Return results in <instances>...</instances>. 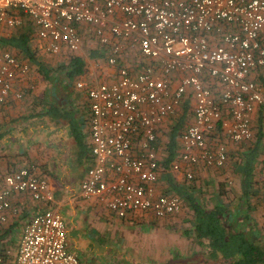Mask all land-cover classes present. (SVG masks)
<instances>
[{"label":"built area","instance_id":"2783aa9c","mask_svg":"<svg viewBox=\"0 0 264 264\" xmlns=\"http://www.w3.org/2000/svg\"><path fill=\"white\" fill-rule=\"evenodd\" d=\"M25 18L42 49L54 55L79 51L82 30L111 66L124 61L129 50L139 54L138 61L120 64L111 82H76L86 87L89 99L93 157L79 193L96 198L112 214L161 218L181 209L179 195L156 192L160 158L155 144L158 126L187 88L194 98L193 121L179 133L172 170H181V163L222 166L226 145L209 136L254 140L252 116L256 108L264 109V87L252 77L264 70V0H0V25L12 30ZM29 70L27 60L0 49V104ZM175 73L180 77L172 87ZM14 95L22 93L16 89ZM182 172L185 179L193 178L189 168ZM14 192L46 206L24 223L13 264H82L68 248L66 222L51 205L47 180L31 166L0 177V224ZM6 253L0 264H9Z\"/></svg>","mask_w":264,"mask_h":264},{"label":"crops","instance_id":"0c3cea01","mask_svg":"<svg viewBox=\"0 0 264 264\" xmlns=\"http://www.w3.org/2000/svg\"><path fill=\"white\" fill-rule=\"evenodd\" d=\"M33 36L34 40H37L34 33ZM89 39L96 43L92 51L95 49L101 52L97 42ZM127 53L128 59L120 60L113 66L106 62L104 54L101 56L87 54L88 57L93 58L92 60L105 59L102 61L105 66L102 65L96 72L89 70L87 72L84 61L82 74L72 81L64 75L65 79L62 83L32 81L36 78L40 80L42 75L28 61L31 64L29 72L14 84L10 96L0 104V177L17 168L31 166L35 175L47 180L53 194L51 205L60 210L66 222L68 248L79 255L82 264H210L204 259V250L193 239L191 210L188 207L189 226H185V223H181L179 213L158 218L151 213L135 212L125 217H118L96 198L80 196L79 183L87 168L93 164V157L88 126L89 99L86 87H78L76 82L83 81L88 86H94L100 82L115 80L120 64L139 60V54L135 50H129ZM69 56L70 54H66L65 57ZM259 71L264 72V70ZM256 74L258 71L253 72L252 77L264 87V74L258 75L257 78ZM202 75L207 84L215 85L212 77L207 76L206 73ZM179 77L180 74H173L172 87L178 82ZM16 89L21 91V97L14 95ZM186 93L192 95L190 88L184 92L183 100L181 99L175 111L165 118L157 129L159 135L164 134L166 138L164 140L160 138L162 135L159 136L155 144L157 153L158 149L163 151V157L159 160V178L155 185L157 193H163L165 187L162 183H167L166 174L169 172H177L183 176L182 170L189 168L194 173L193 170L200 166V164L181 163V170L174 171L170 167L172 160L168 166L162 164L168 155L166 141L170 127L173 125L171 123L176 121L174 123L176 124L185 120L187 112L184 105L188 103ZM191 97L194 101L193 95ZM68 108L72 111L70 118L64 113ZM178 113L180 120H176ZM192 121L193 115L188 124ZM186 125L187 123L183 128ZM251 125L255 133L262 131L261 133L264 134L263 108H256ZM183 128L181 125L180 131ZM211 137L209 136V141ZM215 138L221 139L222 136ZM215 138L211 141H215ZM233 142L229 144L226 161L219 166L220 175L209 174V177L202 180L205 182L196 186L203 195L202 199L206 198V202L209 199L208 204H213L216 201L212 198L216 187L212 185L218 178L223 181L225 188L221 198L234 213L235 226L251 230L264 240V196L261 194L264 187L254 196L245 197L246 202L243 201L240 181L241 161L249 150V144ZM176 151L177 153L179 151V136L176 139L174 152L177 156ZM254 165L255 169L259 170L254 177L258 182L254 187L264 186L262 150L258 152ZM174 182L181 183L175 180ZM209 186L211 187L207 188ZM196 190L195 188L194 191ZM9 201L10 207L6 210V219L0 224V250L4 249L10 253L14 245H18L24 223L46 204L35 201L22 192L12 193ZM243 213L244 217L241 215Z\"/></svg>","mask_w":264,"mask_h":264},{"label":"trees","instance_id":"16d2710c","mask_svg":"<svg viewBox=\"0 0 264 264\" xmlns=\"http://www.w3.org/2000/svg\"><path fill=\"white\" fill-rule=\"evenodd\" d=\"M34 31L35 29L32 23L25 19L19 27L12 29L11 34L0 36V49L6 48L13 50L20 59L27 60L35 66L36 70L44 79L54 82L58 77L54 76V79L52 78V73L49 69L50 66L39 59L36 50L31 45L34 39ZM90 54L101 56L104 53L94 50ZM58 69V72L63 74V77L65 75L69 80H72L84 71V60L79 55L71 54L67 63L60 64ZM64 113L70 118L72 111L68 108ZM72 127L74 130L73 123ZM180 129V121L170 127L166 141L168 155L162 162L164 165L168 166L169 162L176 158L174 152ZM261 132L258 131L255 133V139L248 143L249 150L245 153L241 161L240 181L243 189L242 194L244 195L243 201L245 202V197L254 196V194L264 187H254V184L257 182L254 177L259 172V170L255 169L254 162L256 161L258 152H261V150L263 152L264 134ZM166 179L170 191H172L171 193L179 195L184 205L191 210L190 223L193 239L204 250L203 256L206 262L209 261L210 264H264V240L255 232H251V230L235 226L233 221L234 213H232L221 198V194L225 188L223 181L219 180L216 187V194L214 193L212 196L216 201L213 204H208L205 200L206 198L202 199V194L196 184L186 181L175 183L171 176ZM192 179L186 180L191 181ZM195 188L197 189L196 192L194 191ZM261 194L264 196V190ZM241 215L242 217L245 216L244 213ZM1 254L7 255L4 249L0 250ZM9 258V264H13V257L9 256Z\"/></svg>","mask_w":264,"mask_h":264},{"label":"rangeland","instance_id":"374dc122","mask_svg":"<svg viewBox=\"0 0 264 264\" xmlns=\"http://www.w3.org/2000/svg\"><path fill=\"white\" fill-rule=\"evenodd\" d=\"M11 32H12L11 29H7V28H4V27L0 26V36H7V35L11 34ZM82 33H83V42H82L81 49L79 51H76V52L61 51L57 55H52L49 52H45L42 49L41 42L38 39L37 40H34V39L32 40L31 45L36 50V53H37V56L39 57V59H41L42 61L46 62L50 66L49 69L51 70L52 78L54 79V76L58 77V78L55 79L54 83H57V82L62 83V82H64V79L65 78L62 76L63 74H60V72H58V70H59L58 69V66L60 64H66L67 63V60H68L69 57H65L66 54H70V55L71 54H74V55L81 56L84 59V61H85L87 72H88V70H89V72L90 71L96 72L98 69L101 68L102 65L105 66V63L102 62V61H105V59L104 60L103 59L102 60L101 59H94V60H92L93 59L92 57H91L92 59L90 57H88L87 54H90V51H92V49L95 48L96 43H93V41H91L87 37V35L84 33L83 30H82ZM90 48H91V50H90ZM33 69L35 70V68H33ZM31 72H33V70H31ZM263 74H264V72H261V71L258 70V74H256L255 77L257 78L258 75L261 76ZM82 77H84V76H82ZM60 78H61V80H60ZM85 79H87V78L85 77ZM32 81H34V82H44V83H46V82L47 83L53 82V81L46 80L43 77L42 78L40 77V80L38 78H36V79H33ZM67 82H68V80H67ZM187 96H188V98H187L188 103L186 105H184V106H186V112H187V114L184 117L185 120H182L181 121L182 128H183V126L186 123L188 124L189 119L193 115V105H194V101L191 100V98H192L191 97L192 96L191 94H187ZM182 104H185V103L182 102ZM180 119L181 118L179 117V113H178V115H176V120H180ZM175 122L176 121H173L171 124H174ZM161 135H159V136H161L160 138L166 140V138L164 137V134H161ZM216 136H217V138H220L221 137V135H215L213 137L215 138ZM213 137H211V139ZM255 137H256V135H255V132H254V139H255ZM211 139H210V141H211ZM217 140L223 141L225 143V145H226L227 150H228V147H229V144L231 143V140H229V139H227L226 137H223V136H222L221 139H217ZM233 143H236V142H233ZM162 153H163V151L161 149L160 150L158 149V156H159L160 159L163 157V154ZM193 171H194V173H193V179L191 181L186 180L182 176V174L177 173V172H169L168 174H166V176L167 175H168V177L171 176L172 179L175 180L176 182H180V181L181 182H185L186 181L188 183L189 182H192L194 184L200 185L201 182H205V181H202V180H205L207 177H209L208 176L209 174H214L216 176H219L220 175L218 173L220 171V168L219 167H216V166H204V165H201L200 164V166L197 169H194ZM206 173H208V174H206ZM219 180L220 179L218 178L217 181H216V183L214 185H212V187H214V186L217 187V183H219ZM162 185L165 187L163 189V191H162L163 193H171L172 192V191H170V188L168 186V182L166 184L162 183ZM231 185H232V181H231ZM210 187L211 186H209L207 188H210ZM166 188H169V189H166ZM200 196H201V194H200ZM226 198L228 199L230 197H226ZM208 202L209 201L207 200V203ZM182 204L183 205H182L181 209L177 213H175V215L179 213L180 214L179 217H180V219H182V222L181 223H185V226H189L188 223H187V221L189 219V217H188L189 211H188L187 206L184 205L183 202H182ZM16 247L17 246L14 245V247H13L14 249L9 253L10 255H12V256L15 255L16 250H17Z\"/></svg>","mask_w":264,"mask_h":264}]
</instances>
